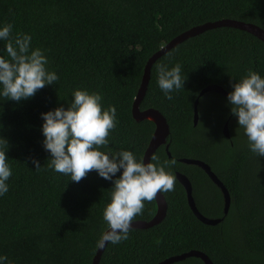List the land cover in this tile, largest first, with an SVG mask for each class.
<instances>
[{"label": "trees", "instance_id": "obj_1", "mask_svg": "<svg viewBox=\"0 0 264 264\" xmlns=\"http://www.w3.org/2000/svg\"><path fill=\"white\" fill-rule=\"evenodd\" d=\"M225 19L264 30V0H0V27L11 23L13 37L30 35L32 49H43L49 71L59 76L30 99L0 96V138L8 142L12 169L9 191L0 196V256L11 264H92L108 230L103 212L114 185L95 170L74 182L49 169L42 114L67 110L77 89L99 92L103 109L115 106L118 121L108 147L100 150H127L143 160L155 126L136 121L132 106L148 60L191 28ZM5 45L0 41V56L9 59ZM160 63L182 66L186 80L172 100L157 83ZM249 70L264 78V42L228 27L191 37L155 61L140 110L154 109L166 118L171 157L165 146L154 155L161 164L175 160L166 171L188 177L204 216L224 217L221 191L200 167L181 159L207 163L230 193L231 206L219 224H203L176 178L175 190L162 193L165 218L131 229L120 244L108 242L99 264H159L190 251L204 253L213 264H264V157L250 151L228 99L218 93L199 98L198 124L193 122L194 102L204 88L217 85L230 93ZM226 122L229 139L222 132ZM156 212V201H145L134 221L148 222ZM174 264L204 263L191 257Z\"/></svg>", "mask_w": 264, "mask_h": 264}, {"label": "clouds", "instance_id": "obj_2", "mask_svg": "<svg viewBox=\"0 0 264 264\" xmlns=\"http://www.w3.org/2000/svg\"><path fill=\"white\" fill-rule=\"evenodd\" d=\"M12 32L11 23L0 27V41H6L9 57L0 56V96L19 102L32 98L47 85L56 84L59 76L55 71H49L44 50L32 49L30 35L13 37ZM156 68L158 86L165 98L172 100L171 93L183 88L186 80L181 74L182 66L177 63L169 69L160 63ZM232 87L234 91L227 97L231 112L238 118L239 127L244 129L250 151L264 157V78L249 70ZM102 101L99 92L77 89L72 93L67 110L58 107L42 114L43 146L51 154L49 169L70 176L74 182H80L95 170L101 178L113 182L111 201L103 212L108 231L102 233L97 242L100 248L105 242L116 245L126 241L135 217L143 214L145 201L152 202L157 193L174 191L176 183V177L166 171L175 160L161 164L153 155L150 159L155 163L145 164L131 151L100 150L108 147V137L118 124L115 106L103 109ZM8 147L7 140L0 138V196L9 191L6 182L12 176L6 157ZM31 163L37 171L41 170L39 161L33 159ZM121 170L120 177L113 180ZM0 264L11 262L5 255L0 256Z\"/></svg>", "mask_w": 264, "mask_h": 264}, {"label": "water", "instance_id": "obj_3", "mask_svg": "<svg viewBox=\"0 0 264 264\" xmlns=\"http://www.w3.org/2000/svg\"><path fill=\"white\" fill-rule=\"evenodd\" d=\"M221 27H228V28H234L238 29L244 32H247L254 37L258 38L262 42H264V30L261 29L260 27L253 25V24H247L239 21H234V20H220L217 22L213 23H205L203 25L191 28L190 30L184 32L183 34L177 36L174 38L170 43H168L164 48L156 52L150 59L148 60L144 73L142 76L141 80V85L139 87V90L137 92V95L135 97V100L133 102L132 106V116L136 121H151L154 123L155 130L153 133V136L149 142V145L147 147V150L144 154L143 161L145 164L149 163L151 161V157L155 154V152L161 147L165 146V150L167 152L168 157H171V154L169 152V143L168 137L170 135V128L167 123L166 118L157 110L154 109H148V110H140V103L143 100L148 84L150 81V74H151V68L152 65L155 63V61L160 58L162 55L170 51L171 49L175 48L185 40L195 37L199 34H202L205 31L215 29V28H221ZM218 93L222 95L223 97L227 98L228 97V92H226L222 87L217 86V85H210L206 88H204L198 95V98L194 102V115H193V122L194 126L198 124L199 120V113H198V106H199V98L204 96L207 93ZM223 135L229 139L230 138V133H229V128H228V123H225V126L222 130ZM182 163L188 164V165H195L200 167L210 178V180L219 188L221 191L222 197H223V218H216V219H211L206 216H204L197 208L195 199L193 197V188L190 180L188 177L184 174L181 173H176V178L177 180L181 183L183 188L185 189L186 192V197H187V202L188 205L193 212V214L196 216V218L201 221L203 224L206 225H211L215 226L222 222L227 216L230 206H231V196L230 193L228 192L227 188L224 186V184L219 180V178L214 174L212 171L211 167L201 161V160H195V159H181ZM156 204H157V212L156 215L153 217L152 220L145 222V221H133L131 224V229H147L150 227H153L157 224H159L166 216L167 213V203L164 198V195L162 193H157V197L155 199ZM108 231V230H107ZM108 242H105V246L103 248L98 247L97 253L93 259L92 264H99L101 256L104 252V249ZM199 258L203 261L204 264H213V262L202 252L199 251H190L188 253L179 255V256H174L170 257L163 262H160L159 264H174L180 261H183L187 258Z\"/></svg>", "mask_w": 264, "mask_h": 264}]
</instances>
